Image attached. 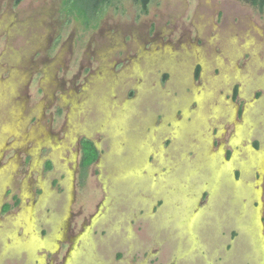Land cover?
<instances>
[{
    "label": "rangeland",
    "instance_id": "rangeland-1",
    "mask_svg": "<svg viewBox=\"0 0 264 264\" xmlns=\"http://www.w3.org/2000/svg\"><path fill=\"white\" fill-rule=\"evenodd\" d=\"M64 2L0 0V264H264V3Z\"/></svg>",
    "mask_w": 264,
    "mask_h": 264
},
{
    "label": "trees",
    "instance_id": "trees-1",
    "mask_svg": "<svg viewBox=\"0 0 264 264\" xmlns=\"http://www.w3.org/2000/svg\"><path fill=\"white\" fill-rule=\"evenodd\" d=\"M150 1L151 0H140V3L145 8L146 4ZM247 1L258 5H262L264 3V0ZM112 2L113 0H65L64 7L67 11V14L77 17L86 27H88L90 21L95 20L97 15ZM98 156L99 153L90 140H81L79 161L81 169H86L95 163L98 159Z\"/></svg>",
    "mask_w": 264,
    "mask_h": 264
}]
</instances>
